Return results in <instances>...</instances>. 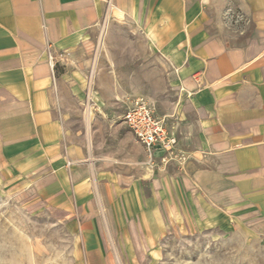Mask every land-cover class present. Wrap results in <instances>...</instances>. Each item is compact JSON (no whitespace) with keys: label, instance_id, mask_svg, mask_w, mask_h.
Wrapping results in <instances>:
<instances>
[{"label":"crops","instance_id":"crops-1","mask_svg":"<svg viewBox=\"0 0 264 264\" xmlns=\"http://www.w3.org/2000/svg\"><path fill=\"white\" fill-rule=\"evenodd\" d=\"M226 7L249 22L238 45L218 29ZM118 24L162 67L178 125L177 156L155 148L139 175L97 170L71 126L69 100L97 111L86 48ZM0 164L14 194L72 219L85 264L136 258L169 222L264 236V0H0Z\"/></svg>","mask_w":264,"mask_h":264},{"label":"rangeland","instance_id":"rangeland-1","mask_svg":"<svg viewBox=\"0 0 264 264\" xmlns=\"http://www.w3.org/2000/svg\"><path fill=\"white\" fill-rule=\"evenodd\" d=\"M220 16L218 29L222 39L230 46L240 44L249 30L248 20L233 13L230 7ZM86 50L91 61L88 85L97 111L87 118L85 106L70 100L69 103L73 110L72 128L87 129L89 163L97 170L122 175H139L149 167L147 153L121 122L138 98L164 122L173 138L170 156H177L178 125L163 120V115L173 109L174 97L163 81L159 62L150 60L148 64L150 54L142 34L131 24H118L106 45L101 41ZM107 69L116 72L118 82H110L104 75L97 84L95 74ZM112 90L121 93L115 97ZM100 91L106 95L102 97ZM11 187L0 164V264H85L81 244L68 227L67 222L72 219L51 210V206L27 203L26 197H18ZM169 224V232L163 233L152 247L143 243L144 252L138 248L136 258H112L111 264H264V236L242 226L195 231Z\"/></svg>","mask_w":264,"mask_h":264},{"label":"built area","instance_id":"built-area-1","mask_svg":"<svg viewBox=\"0 0 264 264\" xmlns=\"http://www.w3.org/2000/svg\"><path fill=\"white\" fill-rule=\"evenodd\" d=\"M48 60L53 68V57L48 56ZM121 119L143 146L149 158L155 148L171 152L173 138L166 131L164 122L154 115L152 108L144 100H135Z\"/></svg>","mask_w":264,"mask_h":264}]
</instances>
